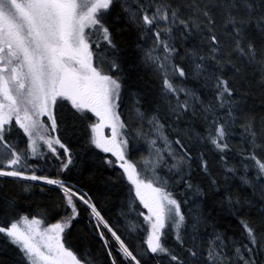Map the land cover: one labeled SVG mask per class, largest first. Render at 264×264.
Here are the masks:
<instances>
[{"label":"snow or ice","instance_id":"6c2138e0","mask_svg":"<svg viewBox=\"0 0 264 264\" xmlns=\"http://www.w3.org/2000/svg\"><path fill=\"white\" fill-rule=\"evenodd\" d=\"M0 264H264V0H0Z\"/></svg>","mask_w":264,"mask_h":264},{"label":"trees","instance_id":"16d2710c","mask_svg":"<svg viewBox=\"0 0 264 264\" xmlns=\"http://www.w3.org/2000/svg\"><path fill=\"white\" fill-rule=\"evenodd\" d=\"M91 163L84 165V170L78 171L76 168H73L70 173L67 174V177L72 181H81V186L87 185L88 188H91L100 199L101 203L104 204L109 210L113 213L116 212V208L119 205V199L117 198L119 193H115L112 191H106L105 186L101 183L99 178L100 173L97 172V177L95 179L90 178V170H91ZM109 174L108 171H104L103 175L107 176ZM12 183L11 181L8 182L7 190H12ZM50 195L52 197H56L58 194L56 191H51ZM109 197L108 200H105L104 197ZM49 203L46 196H38L35 198V203H31L30 208L32 211L37 209V206L43 207ZM21 206L23 208H28L29 204L26 201H22ZM75 235V233H73Z\"/></svg>","mask_w":264,"mask_h":264}]
</instances>
